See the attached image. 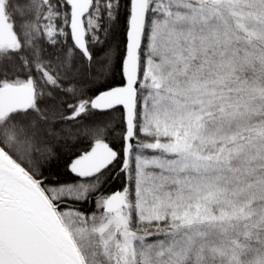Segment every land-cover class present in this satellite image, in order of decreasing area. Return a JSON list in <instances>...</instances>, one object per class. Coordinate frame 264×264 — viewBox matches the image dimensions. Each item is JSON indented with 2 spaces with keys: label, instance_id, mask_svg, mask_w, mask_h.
<instances>
[{
  "label": "snow or ice",
  "instance_id": "1",
  "mask_svg": "<svg viewBox=\"0 0 264 264\" xmlns=\"http://www.w3.org/2000/svg\"><path fill=\"white\" fill-rule=\"evenodd\" d=\"M0 264H264V0H0Z\"/></svg>",
  "mask_w": 264,
  "mask_h": 264
},
{
  "label": "trees",
  "instance_id": "2",
  "mask_svg": "<svg viewBox=\"0 0 264 264\" xmlns=\"http://www.w3.org/2000/svg\"><path fill=\"white\" fill-rule=\"evenodd\" d=\"M116 146L118 147V143L116 144ZM88 147V143L87 141L83 142V143H80V144H77L75 146V148L73 149L74 152H76L77 154L83 150V149H86ZM67 163H70V160L67 158V157H64V159L62 160L61 162V171L62 172H65L66 171V164ZM65 178H70V176H66ZM120 187V180L119 179H116V180H109L104 188L102 189V191L104 193H109L111 191H114V190H117L118 188ZM93 205L92 204H89V205H85V207L87 208H91Z\"/></svg>",
  "mask_w": 264,
  "mask_h": 264
},
{
  "label": "water",
  "instance_id": "3",
  "mask_svg": "<svg viewBox=\"0 0 264 264\" xmlns=\"http://www.w3.org/2000/svg\"><path fill=\"white\" fill-rule=\"evenodd\" d=\"M114 191H116V190H114ZM111 192H113V191H111ZM111 192H110V193H111Z\"/></svg>",
  "mask_w": 264,
  "mask_h": 264
}]
</instances>
